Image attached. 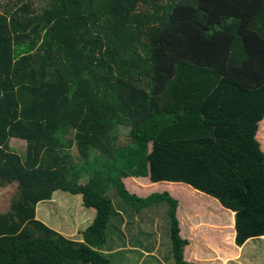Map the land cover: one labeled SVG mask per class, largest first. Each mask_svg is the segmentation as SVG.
<instances>
[{
	"label": "trees",
	"instance_id": "obj_1",
	"mask_svg": "<svg viewBox=\"0 0 264 264\" xmlns=\"http://www.w3.org/2000/svg\"><path fill=\"white\" fill-rule=\"evenodd\" d=\"M36 1L0 0V264H112L107 231L134 218L113 192L135 215L166 204L190 264L178 201L127 179L187 185L236 214L238 246L264 238V0ZM59 192L96 212L83 242L36 218Z\"/></svg>",
	"mask_w": 264,
	"mask_h": 264
},
{
	"label": "crops",
	"instance_id": "obj_2",
	"mask_svg": "<svg viewBox=\"0 0 264 264\" xmlns=\"http://www.w3.org/2000/svg\"><path fill=\"white\" fill-rule=\"evenodd\" d=\"M263 136H264V122L261 124L259 133L257 134L258 143L261 146V151L264 153ZM124 183L127 187V190L130 192V194L136 195L137 197L141 199H146L147 197L152 195L151 193H154V192H151V190L155 189V187H166L168 191L171 190L168 193L176 199H179L180 197H182V194H183V193L181 194L180 192H177L176 191L177 189L171 188L173 187L172 185L174 184H170V183L163 182V183L153 184L148 179H136V180H131V181L125 180ZM180 185H183V186L179 187L178 189L183 188L184 190L185 189L189 190V192L190 190H192L193 192L197 194L195 196H199L202 202L207 200L209 201L208 203L211 204L210 207L207 204H202V206L198 205V207H196L197 209L199 207H202L204 209L210 208V211H211V208L213 209L217 208L219 213L223 212L221 213V216L220 215L211 216V218H209L207 221L205 220L202 222L197 221V222L189 223L190 229L196 232V234H193V233L191 234L194 237L193 242H189L190 240H188V238L184 236V231H185L184 228L180 227L181 237L184 240L188 241L189 243V245L185 248V252H184L185 262L190 263V264H264V238L252 239L250 241L248 240L244 245L238 246L236 243V239H237L236 220H235L236 214L224 209L217 200L205 194H202L187 185H184V184H180ZM180 190L182 191V189ZM147 193H149V196L141 195V194H147ZM57 195L58 193L54 194L52 201L45 202L37 206L36 218L37 220L43 222L46 226H48L52 230L56 231L57 233L63 235L66 238L73 240L74 238H73V234L71 230L73 229V230L79 231V229L83 227L89 219H92L93 217H94L93 220L95 219L96 212L94 211V213L92 214L90 213L87 214L86 213L87 209L83 208V212L80 213V215L78 214L74 215L72 214L71 210L66 209L67 218L62 221H59L58 224H55V223L51 224L50 222H48V220H46V218H41L42 219L41 220L39 216L41 208L56 206ZM78 197H80L79 200L83 205L82 197L81 196H78ZM211 202H214L216 206ZM178 210H179V218H180V214H181L180 206ZM6 211H7V208L5 209L4 212ZM0 213H3V212H0ZM138 215L139 214H136L132 221H130V219L125 221V224L123 225V230L125 231L129 229V231H131L133 229L132 233H128L129 236L127 234L123 236V242H121L117 246H114L113 252L111 254H108V256L110 255L112 256V254L116 253L115 255H118L120 258L119 261L117 262L118 264H167L166 259L163 258L159 254V243L157 240L153 245H150L148 244V239L150 238L149 236L144 237V236L138 235V237H134L135 229H138L140 231V234H143L142 225L144 221H137V220H141V218L138 217ZM211 219L212 221H210ZM216 228H222L226 231H230V238H234V239L232 240L228 239L226 241L225 239L221 238L217 240L219 242L217 246L214 245L213 242L215 240L211 239L208 233L211 230H214ZM147 229L148 230L152 229V227L149 226ZM189 235H190V232H189ZM196 235H201V236L196 237ZM78 236L81 237V233L78 232ZM77 242H83L82 238H79ZM170 245H171V242H170ZM233 248H234L235 254H232ZM134 256H139L140 261L132 262L131 259ZM149 258L154 259L155 262L148 263L147 260ZM171 258L173 261L172 252L170 253L169 260Z\"/></svg>",
	"mask_w": 264,
	"mask_h": 264
},
{
	"label": "rangeland",
	"instance_id": "obj_3",
	"mask_svg": "<svg viewBox=\"0 0 264 264\" xmlns=\"http://www.w3.org/2000/svg\"><path fill=\"white\" fill-rule=\"evenodd\" d=\"M35 7L42 8L43 7L42 1L37 0L35 2ZM10 147L12 148V150L14 152L19 154L20 156H25V154H26V143L21 142L19 140L18 141L12 140L10 143ZM73 156L75 158H77V151L76 150L73 151ZM129 180L131 181V180H136V179H127V181H129ZM171 188L177 189L176 191L180 192L181 194L183 193L182 197H180L179 199H176L174 197L173 198L178 201L179 206H180V212H181L180 218H179V210L177 213L178 214L177 217H178L179 223L181 225L180 227H183L185 230L184 236L186 238H188V240H190L189 242H193L194 237L191 234L192 233L196 234V232H194L193 230L190 229L189 223H193V222H197V221L202 222L205 220L207 221L209 218H211V216H217V215L221 216V213H223V212L219 213L217 208H214V209L211 208V211H210V208L204 209L202 207H199L197 209L196 207H198V205L202 206V204H207L210 207L211 204L208 203L209 201H207V200L202 202L201 199L199 198V196L192 195L189 192V190H186V189L184 190L183 188H180V189H182V191H181L180 189H178L179 187H175V186H173ZM12 189L13 188L9 189L8 192L6 191L7 193H5L4 196L0 190V212L5 211V209L8 205L7 203L9 202V200L7 198H10V192H12ZM131 191H132V189H131ZM169 191H171V190H169ZM169 191L166 187H155V189L151 190V192H154V193H151V194H161V193H165V192L168 193ZM112 195H114V196L109 198V199L111 200L112 205L117 212H120L123 216L125 214L126 216L131 217V219H132V216L135 217L134 216L135 214H133L132 210L129 207H127L117 197L115 192H113ZM141 195L142 196H149V193L141 194ZM79 199H80V197H78V196H71L70 194L59 192L57 197H56V200H57L56 206L42 207L40 210V213H39L40 219L46 218V220H48V222H50L51 224H54V223L58 224L59 221H62V220L67 218L66 217V215H67L66 209L71 210L72 214H74V215H76V214L80 215V213L83 212L84 207H83V205ZM211 203H213L216 206V204L214 202H211ZM194 208H196V209H194ZM167 210H168V206L166 204H160L159 206H152L150 208L142 210L138 215V217H140L141 220H137V218H136V220L137 221H144V223L142 225L143 226L142 233L144 235L140 234V231L138 229H135L134 237H138V235H141L144 237L149 236L150 238L148 239V244H150V245H153L157 240L159 243V254L163 258L166 259L167 264H174V262L172 261V258L169 260V256L171 253V245H170V222H169L168 217H167ZM86 213L92 214V213H94V210H88V211L86 210ZM93 218L89 219L86 222V224L79 229V231H76L73 229L71 230V232L73 234V238H74L73 240L77 241L79 238H82L84 231L92 224ZM210 221H212V219ZM133 223H135V222H133ZM133 223H132V225H133ZM149 226L152 227V229L148 230L147 228ZM109 229H110V227H109ZM109 229L107 231V244L102 249V251H103V254L106 255L107 258L111 260L112 264H118L117 262L120 259L119 256L115 255L116 253L112 254V256L111 255L108 256V254H111L113 252L114 246H117L121 242H123V235L125 236L127 234L129 236L128 233H132L133 229L131 231H129V229L123 231L122 237L120 236L119 232L118 233L112 232ZM78 232L81 233V237L78 236ZM189 232H190V235H189ZM208 234H209L211 239L215 240L213 243L216 246L219 243L217 240H219L221 238L225 239L226 241L228 239H231V240L234 239V238H230V231H226L222 228H216L214 230H211ZM116 235H118V237ZM200 236L201 235H196V237H200ZM232 254H235L234 248H233ZM131 261L132 262H138V261H140V257L134 256V257H132ZM147 261H148V263H154L155 262V260L152 258H149Z\"/></svg>",
	"mask_w": 264,
	"mask_h": 264
}]
</instances>
